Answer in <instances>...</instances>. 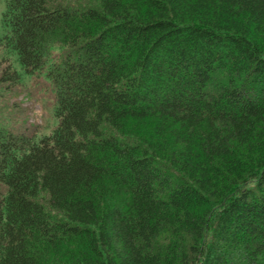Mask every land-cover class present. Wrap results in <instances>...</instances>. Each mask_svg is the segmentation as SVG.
<instances>
[{
    "label": "trees",
    "instance_id": "obj_1",
    "mask_svg": "<svg viewBox=\"0 0 264 264\" xmlns=\"http://www.w3.org/2000/svg\"><path fill=\"white\" fill-rule=\"evenodd\" d=\"M0 29L57 120L0 123V264H264V0H5Z\"/></svg>",
    "mask_w": 264,
    "mask_h": 264
},
{
    "label": "rangeland",
    "instance_id": "obj_2",
    "mask_svg": "<svg viewBox=\"0 0 264 264\" xmlns=\"http://www.w3.org/2000/svg\"><path fill=\"white\" fill-rule=\"evenodd\" d=\"M4 8L5 0H0V21ZM8 65L16 66L19 73L16 80L2 75ZM18 65L14 55L5 50L0 52V123H7V127L17 133L21 130L48 133L57 121L51 108L50 87L42 78L20 71ZM7 73L10 74L9 71Z\"/></svg>",
    "mask_w": 264,
    "mask_h": 264
}]
</instances>
